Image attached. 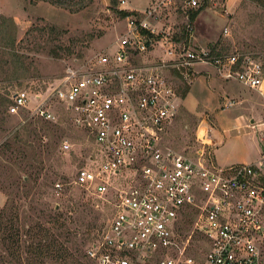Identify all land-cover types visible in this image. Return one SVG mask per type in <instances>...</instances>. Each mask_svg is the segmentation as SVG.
<instances>
[{
  "label": "built area",
  "instance_id": "obj_1",
  "mask_svg": "<svg viewBox=\"0 0 264 264\" xmlns=\"http://www.w3.org/2000/svg\"><path fill=\"white\" fill-rule=\"evenodd\" d=\"M127 6L121 0V10ZM201 6V0H153L132 9L115 49L100 53L90 69L67 66L44 97L24 89L12 96L11 114L28 111L46 120L56 119L51 101L66 105L73 124L97 146L98 160L91 157L93 165L81 167L72 180L114 206L109 224L87 249L96 264H264V119L238 127L262 141L260 156L250 162L216 164L206 154L214 144L209 131L198 133L203 146L193 156L163 140L178 114V83L209 67L264 97L258 60L213 56L199 42L192 12ZM176 11L179 17L172 16ZM232 105L228 99L224 104ZM62 147L71 144L65 140ZM191 211H197L194 231L208 245L198 259L187 252L192 234L182 240Z\"/></svg>",
  "mask_w": 264,
  "mask_h": 264
},
{
  "label": "rangeland",
  "instance_id": "obj_2",
  "mask_svg": "<svg viewBox=\"0 0 264 264\" xmlns=\"http://www.w3.org/2000/svg\"><path fill=\"white\" fill-rule=\"evenodd\" d=\"M201 1L205 11L199 24V42L211 49L213 56H251L264 68V7L252 0ZM120 7L121 0H0V92L11 96L24 89L33 94L41 93L44 97L59 83L67 66L90 69L100 53L115 49L116 39L126 30V17L118 11ZM2 16L13 22L4 21ZM172 16L179 17V11ZM10 34L16 39L10 48L23 55L25 68L24 71L19 69L15 77L14 69L8 68L9 64L5 62L10 61L8 55L2 56L9 47L6 43ZM14 61L11 67L15 65ZM207 71L197 74L190 84L185 81L178 83L182 97L196 84L192 92L181 100L177 116L163 135L164 144L193 156L203 146L198 133L209 131L214 144L206 148V154L210 152L216 164L225 166L249 162L253 157L257 159L261 154L257 144L261 147L262 141L258 134L252 140L245 129L238 128L236 117L254 113L257 118L263 117L264 97L237 80H226L216 73L214 67L207 68ZM227 99L233 101L232 106H224ZM51 107L55 120L30 116L28 111H21L6 114L4 126L8 130L19 121L25 122L26 116L48 121L51 133L59 136L57 153L49 160L53 168H30L22 163L24 172L6 171L7 168H2L6 161L0 156V182L23 184L22 175L27 180L30 176L31 183L21 187L16 197L21 223L26 227L38 222L51 226L54 214H68L76 219L70 226L72 230L78 229L76 240L84 254L109 224L114 206L106 199L91 196L72 182L81 167L93 165L91 157L99 158L98 149L88 134L73 124L66 105L54 100ZM7 133L0 131V145L6 140ZM50 136L52 139V134ZM43 139L46 145L49 137ZM65 140L71 144L69 149L62 147ZM125 173L131 175L132 171L126 170ZM35 177H38L36 181ZM35 182L40 183L39 191L34 189L28 198L23 196ZM56 182H62L63 188L57 189ZM12 189L17 193V188L13 186L10 191ZM7 191L0 187V214L9 197ZM37 191L39 198H35ZM30 205H36V208L31 211ZM69 209L75 210L67 212ZM196 212L186 215L182 223V240L192 234L187 252L198 259L208 245L204 236L194 231ZM81 259L87 261L82 256ZM47 264L52 263L47 261Z\"/></svg>",
  "mask_w": 264,
  "mask_h": 264
},
{
  "label": "trees",
  "instance_id": "obj_3",
  "mask_svg": "<svg viewBox=\"0 0 264 264\" xmlns=\"http://www.w3.org/2000/svg\"><path fill=\"white\" fill-rule=\"evenodd\" d=\"M252 1L264 7V0ZM203 9L204 6H201L198 10L193 11L192 18L195 19ZM118 11L123 17L133 13L126 9ZM2 18L4 21L11 20L5 16H2ZM11 21L13 22V20ZM15 40V36L10 34L8 43H6L9 47H6L2 54V56L8 55L9 57L10 61L5 62H8V68L14 69L13 77L19 69L25 70L23 55L10 48L15 44ZM13 61L15 65L11 67ZM187 92L188 90L183 96ZM12 96L13 94L10 96L8 93L0 92V131L8 132L6 140L0 145L1 159L4 158V161H6L2 168H7L6 171L12 169L15 173L19 170L24 172L22 163H26V166L30 168L48 167L51 170L53 167L49 160L53 154L57 153L59 136L51 133L52 127L49 126L48 121L33 117L29 118L28 116H26L25 122L19 121L7 130L8 127L4 125L7 123L6 114L10 113L8 108L12 103ZM50 134H52V139ZM45 137H49V142L46 145L43 144V138ZM8 177L11 178V176ZM30 178L29 176L27 180L25 175H22L23 184L15 182V185H13L0 182V187L3 186V188L9 190V192L7 191L9 196L7 203L0 214V264H47V261L52 264H96L93 259L87 257V253H81L79 242L76 240L78 229L72 230L70 226L76 219L73 220L70 215L65 213L54 214L51 226L38 222L35 225L26 227L24 223H21L20 208L16 204V197L19 196L21 187L24 188L31 183L32 179L30 180ZM37 178L35 177V181ZM13 186L17 188V193H14L13 189L10 191ZM40 187V183L35 182L34 186H31L22 195L28 198V195L34 189L39 191ZM39 197V194L35 196V198ZM35 208L36 205H30L31 211ZM74 210L69 209L67 212ZM81 256L87 261H82Z\"/></svg>",
  "mask_w": 264,
  "mask_h": 264
},
{
  "label": "crops",
  "instance_id": "obj_4",
  "mask_svg": "<svg viewBox=\"0 0 264 264\" xmlns=\"http://www.w3.org/2000/svg\"><path fill=\"white\" fill-rule=\"evenodd\" d=\"M127 1V4H128V6H127V8L128 9H144L145 7H147L148 5H150V3H151V1L152 0H146V2H140V0H135V1H133V2H131V0H126ZM205 10H201V12L197 15V17L195 18V24H196V29H197V34L198 33H200V28H199V24L201 23V21L203 20V16H202V13L204 12ZM197 25H198V27H197ZM199 30V31H198ZM227 80V79H226ZM231 80H235V79H231ZM194 82V81H193ZM186 83H188V82H186ZM189 84H190V82H189ZM196 84V83H195ZM194 84V85H195ZM243 84V83H242ZM193 85V86H194ZM244 85V84H243ZM193 86H192V88L191 89H189L188 90V92L185 94V96H181V98H180V101L179 102H181V100L183 101L184 100V98H186L187 97V95L190 93V92H192V90H193ZM246 86V85H245ZM250 88V87H249ZM253 89V88H252ZM179 93H180V91H179ZM181 95V94H180ZM183 104V103H182ZM179 111V110H178ZM252 116V117H251ZM251 116H248V115H245V114H240L239 116H237L236 117V121H237V126H239V125H243V123H241V122H245L246 121V119L248 120L249 119V121L250 120H261V119H263L264 118V116L262 117V115H260L258 118L256 117L257 115L254 113V115H251ZM251 117V118H250ZM240 127V126H239ZM251 139L252 140H254L253 139V137H251ZM260 146H259V143L257 144V149L260 151ZM255 159V157H253L252 158V160L251 161H253ZM250 162V161H249Z\"/></svg>",
  "mask_w": 264,
  "mask_h": 264
}]
</instances>
